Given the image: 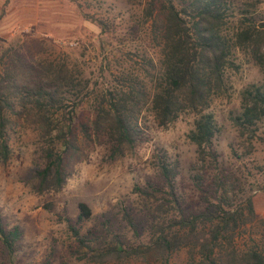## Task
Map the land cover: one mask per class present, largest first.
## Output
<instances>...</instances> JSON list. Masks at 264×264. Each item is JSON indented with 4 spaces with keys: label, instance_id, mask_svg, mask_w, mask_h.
<instances>
[{
    "label": "trees",
    "instance_id": "obj_1",
    "mask_svg": "<svg viewBox=\"0 0 264 264\" xmlns=\"http://www.w3.org/2000/svg\"><path fill=\"white\" fill-rule=\"evenodd\" d=\"M71 1L100 35L110 32L113 22L89 12L90 2ZM128 1L140 7L130 33L144 26L156 56L144 50L122 53L129 63L103 87L78 80L63 62L31 63L0 36V160L9 157L14 129H33L32 168L25 183L36 194L56 192L94 145H102L109 160L134 152L146 139L144 110L162 127L183 112H193L197 117L186 137L195 146L190 179L201 207L186 204L178 192L177 159L157 150L156 182L131 189L140 213L122 207L119 228L113 227V216L104 217L96 231L74 230V252L95 263L150 256L166 264L172 253L185 249L186 264H264L263 249L232 245L236 232L255 219L253 202L236 176L217 167L219 128L204 111L227 91L225 70L236 68L232 49L242 51L263 79L240 90L239 110L229 119L238 138L255 137L264 121V25L241 15L232 32H225L230 0ZM2 13L0 8V17ZM76 208L75 221L81 224L90 217V208L83 201ZM21 238L20 228L9 226L0 215V264H11Z\"/></svg>",
    "mask_w": 264,
    "mask_h": 264
},
{
    "label": "rangeland",
    "instance_id": "obj_2",
    "mask_svg": "<svg viewBox=\"0 0 264 264\" xmlns=\"http://www.w3.org/2000/svg\"><path fill=\"white\" fill-rule=\"evenodd\" d=\"M87 1L92 4L89 12L113 22L105 36L82 18L71 0H0L3 12L0 36L29 62H63L78 80L92 87L106 86L112 82L113 74L126 67L129 62L124 52L134 54L144 50L155 58L145 27L135 33L129 31L131 19L138 18L140 7L128 0ZM230 2L232 12L225 32H232L241 15L264 25V0ZM230 59L236 68L225 70L227 91L214 97L204 111L212 114L219 128L215 141L217 167L236 176L237 183L253 202L255 219L236 232L232 245L239 250L249 247L264 250V121L258 124L255 137L248 141L237 137L229 119L239 110L240 90L249 83L260 82L263 75L238 49H232ZM196 117L193 112H183L162 127L144 110L141 122L146 139L134 152L109 160L104 147L94 145L84 160L74 164L59 191L41 194L33 193L25 183L32 168L35 132L29 127L14 129L8 141L9 157L0 160V215L9 226L17 225L22 233L21 247L11 258V264H164L163 260L150 256L102 263L80 259L74 252L77 241L73 232L96 231L104 217L113 216V227L119 228L118 209L122 207L140 213L131 189L134 184L156 182L154 153L160 149L178 161L175 184L186 204L194 205V209L201 207L199 193L190 179L195 146L186 137ZM78 201L90 208V217L81 224L75 221ZM187 261L188 253L182 249L172 253L166 264Z\"/></svg>",
    "mask_w": 264,
    "mask_h": 264
}]
</instances>
